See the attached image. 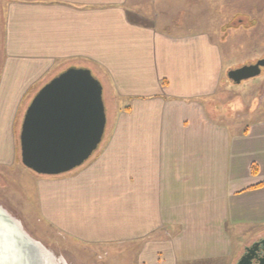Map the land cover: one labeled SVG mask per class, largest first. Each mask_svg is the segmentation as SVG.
<instances>
[{
    "label": "crops",
    "instance_id": "0c3cea01",
    "mask_svg": "<svg viewBox=\"0 0 264 264\" xmlns=\"http://www.w3.org/2000/svg\"><path fill=\"white\" fill-rule=\"evenodd\" d=\"M231 1L0 0V95L23 100L77 66L119 101L86 163L36 177L48 227L109 264H237L264 239V120L206 104Z\"/></svg>",
    "mask_w": 264,
    "mask_h": 264
},
{
    "label": "rangeland",
    "instance_id": "374dc122",
    "mask_svg": "<svg viewBox=\"0 0 264 264\" xmlns=\"http://www.w3.org/2000/svg\"><path fill=\"white\" fill-rule=\"evenodd\" d=\"M230 8L235 9L231 12L239 11V15L223 17L222 22L229 24L224 25L222 32L215 31V24V32L212 33L215 42L221 44L223 74L218 94L207 98L208 112L216 118L222 113L234 122L264 120V67L260 76L244 80L240 84L228 77L229 70L264 59V0H232ZM214 18L220 21L219 17ZM237 28L241 30L238 31ZM89 69L95 77H99L95 67ZM64 70L55 73L43 85ZM104 87L108 115L106 136L109 124L120 106L118 97L109 84ZM36 93L31 92L23 100L17 98L15 91L0 95V140H5L0 146V204L17 220H21L32 238L41 242L58 260L63 259L65 264H109L108 253L105 255L104 251H99L96 247L69 241L57 230L48 227L46 220L36 210V177L44 175H39L22 164L19 142L25 112ZM6 135L9 137L6 138ZM100 254L102 255L98 256Z\"/></svg>",
    "mask_w": 264,
    "mask_h": 264
},
{
    "label": "water",
    "instance_id": "95a60500",
    "mask_svg": "<svg viewBox=\"0 0 264 264\" xmlns=\"http://www.w3.org/2000/svg\"><path fill=\"white\" fill-rule=\"evenodd\" d=\"M263 67L260 59L229 70L228 77L240 84L260 76ZM107 122L101 80L88 67L71 66L43 85L28 105L19 135L22 164L44 176L71 172L99 149ZM0 264L65 262L32 238L0 204ZM237 264H264V239L247 248Z\"/></svg>",
    "mask_w": 264,
    "mask_h": 264
},
{
    "label": "flooded vegetation",
    "instance_id": "af4514ba",
    "mask_svg": "<svg viewBox=\"0 0 264 264\" xmlns=\"http://www.w3.org/2000/svg\"><path fill=\"white\" fill-rule=\"evenodd\" d=\"M21 125H22V124H21ZM20 129H21V128H20ZM257 254H258L259 257H261V256L263 255V253H262L260 250L257 252ZM253 262L256 263V260H253Z\"/></svg>",
    "mask_w": 264,
    "mask_h": 264
},
{
    "label": "bare ground",
    "instance_id": "6f19581e",
    "mask_svg": "<svg viewBox=\"0 0 264 264\" xmlns=\"http://www.w3.org/2000/svg\"><path fill=\"white\" fill-rule=\"evenodd\" d=\"M21 221V220H20Z\"/></svg>",
    "mask_w": 264,
    "mask_h": 264
}]
</instances>
